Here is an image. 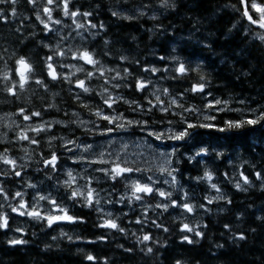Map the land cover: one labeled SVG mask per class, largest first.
Returning <instances> with one entry per match:
<instances>
[{
	"label": "trees",
	"instance_id": "trees-1",
	"mask_svg": "<svg viewBox=\"0 0 264 264\" xmlns=\"http://www.w3.org/2000/svg\"><path fill=\"white\" fill-rule=\"evenodd\" d=\"M255 2L264 4V0H255ZM40 5L37 1V6ZM73 5L82 13L93 12V16L86 18L92 23L104 24L103 30L90 29L91 32H99V35L88 37L85 46L90 51H95L106 67L128 66L134 75L141 76L147 74L141 72V68L137 67L135 61L139 60L141 66L147 64L161 68L162 62L157 60L158 56H179L181 61H190L193 65L199 64L203 72L208 74L211 87L206 88V91H210L213 98L229 101V104L225 106L226 111L219 113L214 123L219 124L222 119L254 118L264 111V41L254 38L256 32L263 31L251 25L237 10L242 7L239 0H176V7L171 10L162 8L160 0H70L69 8L72 9ZM142 5H148L142 9L144 15L139 14ZM15 8L17 16L12 17V6L0 5V11L8 16V23L0 20V54L5 57H10L11 53L26 56L33 62L38 75L42 77V60L47 51L41 45L44 39L43 25L36 20L35 12L28 0H17ZM114 10L122 15L113 16ZM58 13L55 17L60 18L62 12L59 9ZM26 15L27 18L24 17ZM153 16L156 18L153 19ZM42 19H47L46 14H42ZM76 19L77 22H82L80 17ZM63 23L71 25V20L65 19ZM53 27L59 28L61 33L62 29L66 28L64 25H53ZM16 28L21 29L22 35L15 31ZM84 35L87 37L88 33ZM105 40L109 41L108 45L104 44ZM205 44L209 46L205 47ZM4 49H8V52H4ZM105 50L110 51L111 57L103 55ZM121 55H126L128 60L119 61L118 58ZM13 60L14 57L8 59L9 66L13 64ZM71 62L78 66L83 64V61ZM3 69V61H0V75ZM56 70L60 73V68ZM69 72L76 73L72 77L73 80L77 77L83 78L84 75L83 72L69 69L64 70L63 73ZM105 75H115V73ZM159 75L164 74L159 73ZM169 75H174L171 73V67ZM198 80L199 74L192 72L188 78L161 79L159 86L169 88L170 93L176 95ZM120 82L123 83V81ZM90 84L94 91L91 97L85 94V98L91 101L89 108H95L102 103L97 94L103 91L102 81L94 77ZM72 87L74 91H80ZM2 88L3 81H0V89ZM69 88L68 83L57 81L49 83L47 92L34 83L26 85L27 90L20 93L18 97H12L0 91V134H2L0 135V152L6 147L10 148L12 151L9 155L24 163L25 161L19 158L26 157L23 148H28L27 156H30L28 172H33V181L39 183L45 190L50 188L51 182L45 179L43 183L41 172L35 171L41 167L37 164V153L43 150L44 154L48 155L50 151L55 150L58 156L63 155L59 140L57 143L52 142L50 147L48 139L45 141V138L54 133H62V136L71 138V135L65 131L67 129H71L76 136H82L83 128L79 127L76 121L98 119L90 114L89 108L81 107L79 102L73 99ZM108 91L113 96L122 95L129 101L138 100L140 103H145L140 98L141 94L132 88L113 89L109 85ZM53 93L57 95L53 97ZM184 99L190 106L194 105L201 109L199 119L212 111L204 108V98L198 93L195 95L189 93ZM241 100L244 103H240ZM53 101L55 107H49ZM20 107L38 110L41 112V117L26 123L16 115ZM133 107L135 105L130 106L121 101L113 105V108L117 110L113 114L119 115L123 112L125 117L139 119L140 116L132 111ZM64 110H67L68 115H65ZM104 110L109 113L113 111L106 105ZM71 111H75L77 115L73 116V120L68 121ZM161 118L160 114L152 117L153 120ZM190 118L198 119L197 116ZM14 119L21 128L30 122L42 123L45 120L63 121L68 126L65 128L61 127V124H54L51 132L41 133L37 137L41 139L40 147L37 149L35 145H29L26 141L6 143L8 138H12V141L16 140L15 133L19 129L13 126V131L7 130ZM172 119L175 120L176 117ZM99 122L102 125L106 123L101 120ZM138 134L140 133L136 135ZM28 135L34 136L35 133L29 132ZM86 137L88 139V136ZM170 144L173 146L166 149L175 147L172 150L175 152L173 163L180 162L178 165L180 174L177 176V181L183 185V193L187 192L189 198L194 197L192 202L198 204L204 202L205 195H216L215 190L210 188V182L195 179L202 177L204 171L208 170L214 177L211 183L218 182L222 193L231 199L232 203L227 204L224 200L216 201L208 205L211 211L207 213L198 209L195 214H184L187 216L186 220L181 214L182 210L169 209L161 218V222L169 228L166 233L153 228L150 224L141 231L139 225L128 223L130 219L134 220L139 215L138 203L134 202L131 206L133 211H129L128 207L123 208V212L128 213L127 216L121 214L120 205L101 203L105 211H112L111 218L119 217L118 223L128 230L127 236L98 227L99 223L109 217H105L102 212H97L93 208L79 204L69 206L68 211L70 215L82 217L83 223L62 222L51 228L46 223H37L31 218H20L17 214L11 213L8 230L0 229V264H93L85 258L86 254L97 257V264L105 258L108 264H176L177 260H180L182 264H264V185H261V182L253 175L256 171H261L264 175V127L259 124L255 127L245 126L240 130L226 133L204 131L195 142ZM194 144L208 147L210 150V154L204 156L202 160L200 157L196 158L201 160L200 163L189 162L186 159L196 151ZM216 153H223V156H217ZM62 161L64 159H60V162ZM239 171H243L248 176L252 187L243 185L242 179L238 176ZM224 173H228L230 178L235 179L226 181ZM26 177L28 175L24 176V179ZM17 180V178L7 179L3 187L9 192H14L18 184ZM236 181L241 182L242 187L247 188V191L237 190L234 186ZM109 183L103 186L107 192L110 188L108 185H111ZM43 184H46L45 188ZM13 188L14 190H11ZM31 191V189L28 190L29 194ZM120 192L122 188L119 187L117 194ZM52 194L56 196V189H52ZM182 195L173 192L174 199ZM57 199H59L58 196ZM67 203L71 205L70 201ZM1 205L0 212H10V208L6 206L7 203L3 202ZM149 216L154 217L155 212L149 210ZM181 220L189 223L190 226L195 223L201 224L203 238L193 236L192 244L181 243L182 233L178 231ZM18 222L21 224L17 225ZM225 224L231 226V231L224 228ZM203 225L207 227L204 228ZM17 227L23 232L14 231ZM61 233L67 235H61ZM132 233H136L137 236L150 233L154 240L160 241V245L166 246H154L153 253L148 255L141 251L143 246L137 243ZM240 233H243L246 238L243 240L234 238L233 234L238 236ZM101 234L108 238L107 242L99 240ZM69 236L72 237L71 240L68 239ZM15 238L27 240V244L10 245L8 241ZM89 241L96 242L89 243ZM217 245H223V247H217ZM126 248H131L133 251L126 252L124 250Z\"/></svg>",
	"mask_w": 264,
	"mask_h": 264
},
{
	"label": "snow or ice",
	"instance_id": "snow-or-ice-1",
	"mask_svg": "<svg viewBox=\"0 0 264 264\" xmlns=\"http://www.w3.org/2000/svg\"><path fill=\"white\" fill-rule=\"evenodd\" d=\"M57 3V8L62 12L60 18H54L52 12L54 9L48 7ZM70 0H45V3L37 6V0H28V3L32 6L33 12H35V18L43 25L42 32H44V39L41 41L43 48L47 49L44 58L42 60L41 73L38 75L37 69L33 62L30 61L24 55H15L11 53L10 57H14L13 64L8 65V59L0 54V61H3L4 69L2 75H0V81H3V88L0 91L7 93L12 97H18L20 93L26 91V85L35 84L43 91L47 92L49 89V83L51 82H62L70 85L69 91L73 95V99L78 101L81 107L89 108L90 100L85 98V94L88 97L92 96L94 89L91 87L90 82L95 77L102 81L103 91L97 93L102 103L95 107L89 108L90 114L96 116L104 123H96V121H76L79 127L83 128V135L76 136L75 133H70L71 138L65 136H57L52 134L48 138V145L51 147L52 141L59 140L60 147L63 150V154H71L67 156L73 164L83 165V174L77 172L73 175L72 170H68L66 175L67 179H61L60 176H56L57 171H61L63 166L61 165L58 169V162L60 156L57 155L55 150H52L45 155L43 150H40L38 155L37 164L41 167L35 171L43 173V178L51 182V186L48 190L43 189L39 183H34L31 179L28 181L24 180V176L30 175L28 172V163L30 162V156L28 148H23L26 153V157L19 158L24 160V163H18V158L12 157L9 153L12 151L10 148H4L0 152V197L7 201V207L10 208V212H0V229L5 231L9 228V218L11 213H15L18 216H27L37 223H46L51 228L53 224L60 222L68 223H83L82 217L70 215L68 208L69 206H75L77 204L93 208L97 212H102L105 217H109L103 220L102 223L98 224V227L103 229H109L114 232L128 235V230L122 227L119 223V217H113L112 211H105L101 207V200H104L107 205H120L121 214L127 216V212H123L124 207H128L129 211L134 209L131 207L133 203H138L140 207L139 215L134 220L130 219L129 224H136L140 226V230L143 231L149 224L155 228L168 232L169 228L161 222V218L164 213L168 212L169 209L173 211H181V214H195L199 209L204 213L211 211L208 205L213 204L216 201L224 200L227 204H231V199L227 198L221 191L219 183H211L214 179L213 174L205 170L202 177L195 178L196 180H206L210 182V188L216 192L215 196L205 195L201 203L192 202L193 198H189L187 192H184L182 196L173 198V192L176 191L177 176L180 174L179 161L173 163L175 159V152H161L159 150V144H167L171 142H188L197 141L198 137L203 135L204 131L226 133L233 130H240L245 126L255 127L261 125L264 127V111H261L254 118H241L238 120L222 119L219 124L214 123L217 119V115L221 112L226 111L225 106L229 104L227 100H221L213 98L210 91H206V88L211 87V81L208 78V74L203 72L202 67L199 64L193 65L190 61H181L179 56L172 55H160L157 60L162 62V67L157 68L154 65H143L141 66L140 61H135L137 67L141 68V72L147 75L136 76L130 70L128 66L121 68L119 65L115 67H106L104 63L97 57L95 51H90L85 46V42L88 37H95L99 35V32H91L90 29H101L105 28L103 23H92L91 20L86 19L93 16V12L85 11L81 12L78 8L73 5L72 9L69 8ZM11 5V16L16 17L17 12L15 5L17 0H0V5ZM239 4L242 7L237 10L240 11L251 25L258 26L259 29H264V5L256 3L255 0H239ZM160 6L166 10H171L176 7V0H160ZM148 5H142L139 12L140 15H144L143 8ZM42 14H46L47 19H42ZM258 14V15H257ZM113 16L122 15L117 11L112 12ZM77 17L81 18L82 22H77ZM153 19L156 17L153 16ZM65 19L71 20V25L64 24V27L70 28L68 32L61 33L59 28L53 27V25H61ZM0 20L8 23V16L0 11ZM83 30V31H81ZM16 32L22 35L21 29L16 28ZM84 33H88L86 37ZM261 41H264V32H256V36ZM47 41V42H45ZM109 41L105 40L104 44L108 45ZM205 47L209 46L207 44ZM175 51V49H173ZM4 52H8V49H4ZM106 57H111V53L105 50L103 53ZM119 61H126L128 57L121 55L118 58ZM65 61H83L79 67L76 64L66 63ZM171 62V65L169 66ZM186 64L188 65L186 67ZM88 66H91L90 68ZM171 67V73L169 75ZM57 68H75L76 72H83V78L77 77L75 80L72 79L75 72L63 73L57 72ZM192 72L199 74V80L191 84L183 92L176 95H172L167 87L159 86L161 79H181L188 78ZM106 73H115V75H108ZM159 73H163L161 76ZM155 78V79H154ZM120 81H123L121 83ZM86 82H89L86 84ZM113 89L132 88L136 92L141 94V99L145 103H140L138 100L129 101L122 95L113 96L108 91V86ZM79 89L80 91H74ZM107 93V94H106ZM189 93L195 95L200 94L204 98V108L211 109L212 111L202 116L201 119H191V116H199L201 109L194 105H189L188 101L184 99ZM53 97L57 95L52 94ZM123 101L124 104L135 105L132 111L137 113L140 118H128L125 117L123 112L119 115H115L117 110L113 108V105ZM240 103H244L243 100ZM108 109H112V113L104 110V106ZM49 107H55L53 101ZM233 111H241L240 109H232ZM65 115H68L67 110ZM156 114L161 115V119L153 120L152 117ZM22 121H34V118L41 117V112L35 109L29 110L24 107H20L16 113ZM73 115H77L73 113ZM172 117H176L175 120ZM60 123L64 127H67V123L63 121H43L42 123H30L21 128L20 124L12 121L16 129H19L15 133L16 140H7L6 143L13 144L21 141H26L29 145H35L39 149L41 139L37 137L41 133L51 132V125ZM91 123L92 127H84L85 124ZM179 125V127H177ZM9 130H12L11 125ZM203 130V131H202ZM35 133L34 136H29L28 133ZM131 133L133 137L137 133L141 135V141L144 137L148 138V144L150 146V154L159 156L164 163L157 165L155 170L153 168H141L138 163L134 160L129 159L127 152V144L121 142L120 150L113 151L117 147L114 140L109 139L107 144L101 145L96 139L97 135L100 137H112L121 134ZM2 135V134H0ZM85 136L93 137V139H86ZM158 142V143H157ZM132 143L135 144L136 140L133 139ZM196 151L193 155L187 156L189 162L195 161L200 163L204 156L210 154L208 147H200L199 144H194ZM36 151V149H33ZM217 156H223V153H216ZM200 157L201 160L196 158ZM102 174L98 176L97 174ZM151 173V174H149ZM63 175V172H62ZM256 180L264 185V175L261 171L254 172ZM238 176L242 179L243 185L252 187V182L243 171L238 172ZM225 180L235 179L230 178L228 173H224ZM19 178L20 187L14 192H9L3 187L5 179ZM101 179L105 183L110 182L111 187L108 190L107 197L101 195L103 189L98 187ZM83 180V184L79 183ZM93 180L97 182V186H93ZM124 184L125 191L117 194V182ZM165 185L168 186V190L165 189ZM237 190L247 191V188L242 187L241 182L236 181L234 184ZM25 189H31V201L26 199L28 193ZM52 189H56V196L52 194ZM180 190L183 192V185H180ZM47 191V194H42ZM131 192V195L128 192ZM59 197V200L57 199ZM15 199L16 203L13 205L11 199ZM113 197H115L113 199ZM71 202L69 205L67 202ZM155 201V203H152ZM41 202H44L43 204ZM127 202V203H125ZM149 210L155 212V216H149ZM239 218V217H238ZM184 219L187 216L184 215ZM201 224L195 223L190 226L189 223L181 220L178 231L182 233L180 236L181 243L192 244L193 236L203 238L204 232L201 231ZM204 228L207 225H203ZM224 228L231 231V226L225 224ZM17 232H23L19 227L14 229ZM189 233L191 235H189ZM61 235H67L61 233ZM135 236L137 243L142 245L141 251L151 255L153 253L154 246H166L160 245L158 239L154 240L150 233H145L142 236H137L136 233H132ZM234 238L243 240L245 235L240 233L238 236L233 234ZM56 239V237H53ZM72 239L71 236L68 237ZM107 237L103 234L99 237L100 241L107 242ZM96 241H89V243H95ZM147 242V243H146ZM12 246L27 244V240L21 238H15L8 241ZM123 247V245H121ZM217 247H223V245H217ZM126 252H132L133 249L126 248ZM85 258L97 264L98 258L86 254ZM99 264H108L105 258L99 261ZM176 264H182L180 260L176 261Z\"/></svg>",
	"mask_w": 264,
	"mask_h": 264
},
{
	"label": "rangeland",
	"instance_id": "rangeland-1",
	"mask_svg": "<svg viewBox=\"0 0 264 264\" xmlns=\"http://www.w3.org/2000/svg\"><path fill=\"white\" fill-rule=\"evenodd\" d=\"M41 5L42 4H44L45 3V0H37ZM59 2H62V0H59ZM19 5H20V3H19ZM262 5H264V4H262ZM50 6V8H52V9H54V14H53V17L54 18H57V17H55V14L56 13H58V8H57V3L56 2H54V4L53 5H49ZM139 12V11H138ZM59 14V13H58ZM258 15V14H257ZM62 16V14H60V17ZM24 17H26L27 18V15L26 16H24ZM70 20V19H69ZM61 25H64V23H62ZM56 26H58V25H56ZM72 27V26H71ZM71 29L69 28L68 30H67V28H65V29H62V33H64V32H68V31H70ZM73 113H75V111H71L70 112V115L68 116V121H71V120H73ZM197 118L199 119V117L197 116ZM89 120H92V121H96V123H100L101 125H102V123L101 122H99L100 120H98V119H96V118H93V119H86V121H89ZM13 121H15V119L13 120ZM47 121H49V120H47ZM54 121V120H53ZM83 121H85V120H83ZM57 125L58 124H60V123H56ZM74 124V123H73ZM75 125V124H74ZM13 126H15V125H13V124H11V127H12V129H13ZM53 126H54V124L53 125H51V127L53 128ZM64 127V125L63 124H61V127ZM84 127H88V128H91L92 127V124L91 123H88V124H85L84 125ZM65 128H67V127H65ZM82 128V127H81ZM55 129V128H54ZM7 130H9V128L7 129ZM65 131H67V134L68 135H70V133H73L72 132V130L71 129H67V130H65ZM55 134V133H54ZM55 135H57V136H62L63 134L62 133H59V134H55ZM49 136H51V135H49ZM49 136H47L46 138H45V141L49 138ZM141 137V135H139V136H135V137H133V136H128V133L127 134H121V135H118V136H112V137H100L99 135H97L94 139H96V141L99 143V144H101V145H104V144H107L108 143V141H109V139H111V140H114L115 142H116V145H117V147L116 148H114L113 149V151H119L120 150V145H121V142L123 141L124 143H126L127 144V152H128V154H129V159L130 160H134L136 163H138L139 165H140V167L141 168H145V169H147V168H153L154 170H155V168H156V166L157 165H160V164H163L164 163V161L159 157V156H157V155H155V154H150V152H151V150H150V146H149V144H148V138L147 137H144L145 139H143V141H141V140H138L139 138ZM84 138H87L86 136L84 137ZM1 139V138H0ZM12 138H8V140H11ZM88 139H93V137H90V136H88ZM133 139H135L136 140V143L135 144H133L132 143V140ZM4 141H6V139L4 140ZM3 141V142H4ZM52 142H55V143H57V140H54V141H52ZM158 143V142H157ZM170 142H168L167 144H169ZM159 145H162V144H159ZM177 149V148H176ZM161 152H168V153H172V148H170L169 150H166V151H163V150H161V149H159ZM68 155H71V154H67V155H62L61 157V159H63L64 158V162H61V165L63 166V169H62V172H63V175H62V172L61 171H57V173H58V176H60L61 177V179L63 180V179H67V175H66V173H67V171L68 170H72L73 171V175L75 176L76 175V173L77 172H80V173H82L83 174V165H80L79 167L77 166V165H75V164H73L70 160H68L67 159V156ZM58 165H59V162H58ZM42 174V176H43V173H41ZM149 174H151V173H149ZM98 176H101L102 177V174H97ZM33 178H34V175H33V172H30V175H28V177H26L24 180L25 181H28V180H32L33 181ZM43 180H45L43 177H42V181ZM33 182H35V181H33ZM43 183H45L44 181H43ZM84 183V181L83 180H80L79 181V183L78 184H76V186H79V184H83ZM105 182H104V180L103 179H101V182L99 183V185H98V187L101 189V187L102 186H105ZM110 184V183H109ZM43 186H44V188L46 187V184H43ZM93 186H97V182L95 181V180H93ZM109 187H111V185H108ZM18 186H16V188H17ZM122 188V189H124V191L126 190L125 189V186H124V184H122V183H120L119 181L117 182V188ZM165 187V189L166 190H168V186L167 185H165L164 186ZM15 188V189H16ZM8 189V188H7ZM176 191H174V193H177L178 195H180V194H183V192L180 190V185L177 183V185H176ZM11 190H14V188L13 189H11ZM28 190L29 189H25V191L28 193V195H26V199H28L29 201H31V195L29 194V192H28ZM105 190V189H104ZM107 190H108V187H107ZM42 194H47V192L46 193H42ZM128 194L129 195H131V192L129 191L128 192ZM101 195H103V196H105V197H107V195H108V193H107V191L106 192H104V191H102L101 192ZM2 197H0V205L3 203V201H2ZM59 200V199H58ZM4 202L6 203V201L4 200ZM105 201L104 200H101V203H104ZM42 204L44 203V202H41ZM15 203H13V205H14ZM1 206H3V205H1ZM108 211V210H107ZM19 223V222H18ZM19 224H21V223H19Z\"/></svg>",
	"mask_w": 264,
	"mask_h": 264
},
{
	"label": "bare ground",
	"instance_id": "bare-ground-1",
	"mask_svg": "<svg viewBox=\"0 0 264 264\" xmlns=\"http://www.w3.org/2000/svg\"><path fill=\"white\" fill-rule=\"evenodd\" d=\"M66 63H70V64H73L71 61H65ZM77 67H79L78 65H77ZM66 69H69L70 71L71 70H76L75 68H60V72H64V70H66ZM26 123H29V122H27V121H25ZM31 123V122H30ZM22 125H23V122L21 123ZM13 131V130H12ZM139 135H142V134H138V135H136V136H139ZM128 136H132V134H128ZM170 143H172L171 141H169ZM162 144V145H159V149H161V150H163V151H166L167 149L166 148H168V147H171V146H173V145H171V144ZM174 148L175 147H172V149L174 150ZM170 149V148H169ZM168 149V150H169ZM62 157L60 156V159H61ZM64 159V158H63ZM62 162H64V161H62ZM18 163H21L19 160H18ZM1 166V165H0ZM60 166H61V162H60V160H59V165L57 166L58 167V169L60 168ZM0 179H2V178H0ZM18 180V184H17V188H19L21 185H20V182H19V178H17ZM5 180H7V179H5ZM4 180V181H5ZM35 183V182H34ZM178 183V182H177ZM179 185H180V183H178ZM16 188V189H17ZM15 189V190H16ZM101 189H103V191L104 192H106V189L102 186L101 187ZM105 189V190H104ZM122 191H124V189H122ZM44 193H46V192H44ZM108 193V192H107ZM3 202H4V200H3ZM11 203L13 204L14 202H12V200H11ZM109 211V210H108ZM17 225H19V223H17Z\"/></svg>",
	"mask_w": 264,
	"mask_h": 264
}]
</instances>
